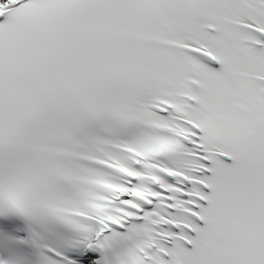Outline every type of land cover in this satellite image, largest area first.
<instances>
[{
  "label": "snow or ice",
  "instance_id": "snow-or-ice-1",
  "mask_svg": "<svg viewBox=\"0 0 264 264\" xmlns=\"http://www.w3.org/2000/svg\"><path fill=\"white\" fill-rule=\"evenodd\" d=\"M0 264H264V0H0Z\"/></svg>",
  "mask_w": 264,
  "mask_h": 264
}]
</instances>
